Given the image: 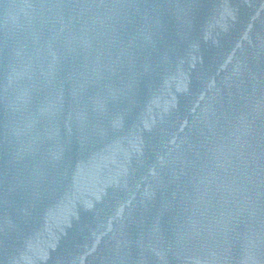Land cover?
<instances>
[{"label": "water", "instance_id": "1", "mask_svg": "<svg viewBox=\"0 0 264 264\" xmlns=\"http://www.w3.org/2000/svg\"><path fill=\"white\" fill-rule=\"evenodd\" d=\"M0 264H264V0H0Z\"/></svg>", "mask_w": 264, "mask_h": 264}]
</instances>
